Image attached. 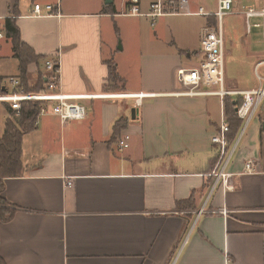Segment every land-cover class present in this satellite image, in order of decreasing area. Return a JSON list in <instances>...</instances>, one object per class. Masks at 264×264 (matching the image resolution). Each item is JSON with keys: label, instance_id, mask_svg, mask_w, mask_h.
<instances>
[{"label": "crops", "instance_id": "1", "mask_svg": "<svg viewBox=\"0 0 264 264\" xmlns=\"http://www.w3.org/2000/svg\"><path fill=\"white\" fill-rule=\"evenodd\" d=\"M155 1L140 0L142 13ZM185 1L178 14L151 25L149 18L122 15L130 0H118L119 7L114 0L108 5L106 0H60L58 8L56 0H0V95L16 92L8 79L20 76L5 33L7 21L39 58L27 66L29 88L43 89L44 61L58 58L63 94H153L139 106L123 97L76 100L85 110L80 121L61 124L50 113L38 117L36 128L21 140L22 174L4 180L2 197L14 211L12 221L0 222L4 264H264V113L242 134L239 130L229 148L234 152L226 183L213 177L222 169L211 141L224 105L215 95L181 93L189 89V74L205 60L199 42L208 18L191 14L207 6V13L214 12L217 0L211 7L207 0ZM248 2L245 10L264 0ZM35 5L54 10L36 18ZM194 17L204 19L194 38L180 35L172 42L171 20ZM142 19L156 28L154 40L128 63L123 39L117 48V38L124 24L139 26ZM250 20L248 30L244 16V37L261 28ZM110 64L116 79L109 75ZM235 87L228 79L226 91L257 88ZM13 113L0 103V138ZM120 119L127 126L114 138ZM121 140L127 147L119 150ZM249 160L254 173L246 172Z\"/></svg>", "mask_w": 264, "mask_h": 264}, {"label": "built area", "instance_id": "2", "mask_svg": "<svg viewBox=\"0 0 264 264\" xmlns=\"http://www.w3.org/2000/svg\"><path fill=\"white\" fill-rule=\"evenodd\" d=\"M57 8L60 6V0H56ZM185 0H157L151 3L148 7L147 13H142L140 9V0H130V4L127 7L126 11L122 14L127 17H144L151 20V25L154 24L155 20L165 15H170L172 13L178 14L181 9L185 6ZM233 6V0H217L216 8L214 12L207 13L203 8H198L194 14L201 17L209 18L213 16L216 18L215 26H205L202 30L200 37V46L201 51L204 55V62L201 63L196 71L190 73L188 80L189 89L187 92L181 93L188 97H197V96H212L215 95L222 100L224 97H235L241 99L240 105L237 106L235 114L238 120H241L244 124L241 134L246 129L247 125L259 114L264 113V84L261 82L264 81L259 73H256L257 67L264 65V62L257 64L255 68L256 79L260 82L256 89L252 90H243V91H226L224 89V59H223V28L222 21L225 16L230 15L231 9ZM51 13L54 10V6L45 5H35L33 9V17L40 18L44 15L43 11ZM244 16L246 18L247 24L246 27L248 30L251 27L248 24L250 19L254 18H264V10L247 9L244 11ZM256 24L254 27H258ZM44 65L47 71V82L45 83L43 89L36 93H27L24 94L19 90L20 81L12 78L8 79V83L16 92H13L11 95H0V103H6L9 105L11 111H14L16 115L19 114L21 104L28 102H39L41 106L40 116L45 114H52L56 116L61 124H64L68 121H80L85 118V110L77 103L76 100H89L94 98H104V97H114V98H130L134 100L136 106L141 104V101L146 98H150L153 94L150 95H109V96H79V95H66L61 92L60 89V63L58 58L56 60L47 59L44 61ZM216 86L217 90H202V88H210ZM180 95V96H181ZM46 104H49L50 107H47ZM220 126L216 134L213 135L212 144L218 146L219 151V162L217 165L222 164V169L219 172H214L212 175L217 179H221L226 183V178L228 177L224 172L227 168L229 158L234 152L233 149H227V132L228 125L224 116L220 118ZM126 140H121L118 144L119 150L126 148ZM229 150L231 152H229ZM227 160L225 161L226 156ZM245 169L248 173H254V165L251 160L245 163ZM66 186L72 187L70 182H66ZM223 214H226L224 209H221Z\"/></svg>", "mask_w": 264, "mask_h": 264}, {"label": "rangeland", "instance_id": "3", "mask_svg": "<svg viewBox=\"0 0 264 264\" xmlns=\"http://www.w3.org/2000/svg\"><path fill=\"white\" fill-rule=\"evenodd\" d=\"M114 1L115 5L119 7L118 0ZM207 1L209 3V7H211L214 0ZM247 5H250L248 0H233V6L231 9L232 13L225 16L222 21L224 43V89H227L226 82L228 79H233L236 84L235 88L242 90L245 88L258 87L260 82L256 79V73H259L262 77H264V65L257 67L256 73L254 70L257 61L264 60V18L256 17L250 20L251 26L258 24L261 28L254 30L252 35H246V37H244L246 32L243 11ZM251 8L254 11L261 9L264 10V3H253L251 4ZM204 10H208V6L205 7ZM147 20L142 19L138 22L135 21L139 26H137L136 23H131L132 26H128L127 24H124L126 23L125 21L120 22L119 25H124L123 28H121V31H123L122 36L117 38V48L119 47L118 45L122 46L123 39V43L126 46L125 50L121 51L122 53L124 52V61L128 63L136 62L140 48L146 46L149 40H154L153 36H155L154 33H156V28L152 27L150 25V21L148 22ZM171 23V29H174L177 37L173 33L172 29L170 40L172 42H179L177 40H179L178 38L180 35H188L189 37L194 38L195 31L198 30L200 26H203L204 19L200 17L185 19L179 18L172 19ZM183 27L189 29L190 32L188 34L184 33L182 31ZM166 36H169V34ZM246 40L251 42L249 47ZM127 47H129V49ZM245 52H250L254 55L257 54V57H255L254 60H250V56H246ZM261 84L263 85L264 81H262ZM243 127L244 124L241 129H243Z\"/></svg>", "mask_w": 264, "mask_h": 264}, {"label": "trees", "instance_id": "4", "mask_svg": "<svg viewBox=\"0 0 264 264\" xmlns=\"http://www.w3.org/2000/svg\"><path fill=\"white\" fill-rule=\"evenodd\" d=\"M216 18L210 16L206 26H215ZM5 33L9 39H12V49L14 57L18 60L20 70L19 90L24 94L39 92L42 88L31 89L27 85V66L30 63H36L37 58L31 49L21 44L18 31L11 21L6 22ZM109 75L112 79L115 77V68L110 64ZM241 99L234 97H224V120L228 125L227 145L229 149L238 137V133L243 123L238 120L235 114L237 106L240 105ZM41 103L28 102L22 103L18 115L13 113V120L7 121L2 137L0 138V222L8 223L13 220L14 211L9 208L8 204L2 197L4 192V180L7 178L18 177L22 174L21 162V143L22 137L36 128V122L40 114ZM127 126L125 120L120 119L113 127L112 137L117 138L121 131ZM0 264H4L0 259Z\"/></svg>", "mask_w": 264, "mask_h": 264}, {"label": "water", "instance_id": "5", "mask_svg": "<svg viewBox=\"0 0 264 264\" xmlns=\"http://www.w3.org/2000/svg\"><path fill=\"white\" fill-rule=\"evenodd\" d=\"M106 4H112V0H106ZM135 114V110L131 111V118L133 119V115ZM264 126V125H263Z\"/></svg>", "mask_w": 264, "mask_h": 264}]
</instances>
